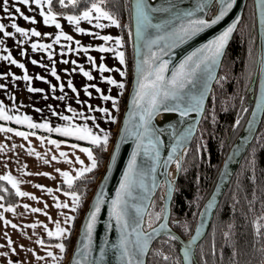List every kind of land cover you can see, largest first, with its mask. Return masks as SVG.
<instances>
[{
  "label": "snow or ice",
  "instance_id": "6c2138e0",
  "mask_svg": "<svg viewBox=\"0 0 264 264\" xmlns=\"http://www.w3.org/2000/svg\"><path fill=\"white\" fill-rule=\"evenodd\" d=\"M106 0H90V3L85 0L84 6L80 7L81 0H58L59 5L65 6L71 5L73 9L79 8V11L73 12H56L53 9L52 0H0V45H4V38L13 37L19 34L21 37L18 40L19 44H24L30 35L36 37H49V41L43 39L31 40V48L33 50H43L47 53L49 60L52 62L51 74L60 80L55 67V61L52 60L56 54L53 50L54 45H59V53L61 54V60H64L63 54L65 52H80L89 53L90 49H96L100 52L113 53L118 58L120 65H126L125 52L122 50L124 46V38L122 35H112L110 33H102L98 30L85 28L80 26V21H88L90 24L95 25V29H104L108 25H114L116 27H122L120 20L112 14L109 10L103 6ZM237 0H198L197 4L192 9H181L173 3H167L164 5L163 11L168 13L166 19L158 20L154 22L155 17L153 12L157 11L153 9L148 3V0H134V19H135V49L137 58L135 61L136 80L134 82V90L131 95L130 103L132 109L129 113L130 116L136 117L135 126L129 128V120H124V127L120 131V141L116 142L115 150L110 154L111 160L114 162L117 152L120 148V143L125 136H128L134 140L135 147L131 151V154L127 160L126 166L123 169V174L119 180V186L115 189V195L110 200L107 199L108 193L105 191L104 183L101 182L98 190L95 193V198L90 204L84 223L80 228V239L77 241V247L75 248L74 255L71 257V264H106V254L111 251L113 256L116 257L119 264H144L139 258L144 252L148 250V244L150 240V233L159 234L161 230L168 229V217L169 209L166 204L160 206V211L154 212L149 216V229L150 232H144L142 230L143 225V207L139 203H133L132 198L138 189H142L144 192H150L155 190L158 185L156 181V170L158 164L161 167L167 169V165L172 162L177 148H184L187 152V148L184 144L189 140L192 134L196 131V124H188L185 130L179 135L175 136V143L171 144V151L168 152L167 159L161 164V138L159 130L153 126V118L160 111H178L181 116H188L189 112L203 113L205 107V96L209 94V83L216 75L215 68L223 57L226 47L230 42L234 31L238 27V22L242 21L241 15H236L230 23L222 28L217 34L213 35L210 39L199 44L198 47L193 48L182 59L175 63L170 68V60L168 56L175 55L172 49H175L179 44H183L185 41L191 39L197 33L204 31V29L210 26L216 25L219 21H222L233 10ZM21 5L31 6L36 5V9L33 11L39 12L42 17L44 25L54 26L56 31L49 32L39 31L36 27H24L18 23L17 17L23 18L28 22H35L36 16L26 14L22 10ZM47 5V8H45ZM255 10L259 16V23L261 25V31L264 32V0H254ZM14 9V11H13ZM215 9V12L206 17L205 14H199L198 12H206L207 10ZM4 17L8 18L7 23L4 22ZM57 17H66L71 26H74V30L77 33L89 34L93 37L100 38L103 43L98 44H83L80 40L76 39L69 34L62 27L61 19ZM107 20L108 24L102 22V19ZM9 27L14 30H9ZM123 27H127L124 25ZM131 31L129 36H131ZM63 41V42H62ZM74 45V46H72ZM7 48L6 45H4ZM143 49V51H141ZM0 59L8 61L13 65L19 66L24 69L22 79L25 81H31L33 77L28 74L25 65L18 59L13 57L11 51H7V54L0 52ZM87 59L91 62L92 68L97 69L101 74L107 70L112 71L115 69L119 72L121 77L127 76L125 68H109L107 64L103 62L96 63V57L88 54ZM33 63H40V61L33 60ZM71 63L77 65L80 62L72 59ZM261 77L259 83V89L253 97L254 106L251 108V118L247 120V130L251 134L256 133L257 120L264 122V60H262ZM47 67V65H44ZM78 70L85 77L92 78V73L86 70L82 65L77 68H73L72 71ZM68 72L69 69H64ZM170 73V74H169ZM11 74L13 80L19 79L15 73H8L0 71V77L7 79ZM37 77L41 80H45L46 77L37 74ZM100 79L107 82L110 85L116 86L121 94L125 89V80L116 79L112 75H101ZM30 91L43 92L44 89H37L30 83L27 85ZM53 91H55L57 85H51ZM58 87L63 91L65 88L64 83H60ZM67 87L72 89L79 98V92L76 86L69 78ZM89 87L96 89V94L103 101H111V108L107 106L91 105L88 101H81L87 105V109L73 108L70 104L66 105L67 113L61 111L57 112L52 110V115L56 116L61 122L53 124L48 119H41L39 122L33 119L30 114L20 113L17 110V105L13 103L11 108L0 100V120L9 123H0V132L14 133L18 137H22L27 141L28 152L34 154L37 158H43L42 154L33 148L32 141L29 136H38V139L42 143L55 146L56 152H52L51 148H47V153H50V159H45V163H52L53 161L63 160L70 166L79 164V167H74L75 176H73L68 170L54 167V171L59 173L63 177L62 182H58L56 188L48 187L43 183L35 185L42 191L47 192L52 196L55 208L58 210V218L53 221L51 214L47 211L49 205L45 201L44 207H32L29 204H24V208L32 213H43L48 217L49 221L55 224L54 228H49L48 224L41 220H36L30 225L35 229L37 224L43 225V229L49 238L46 241L43 237L37 236L35 243L43 247L44 255L49 257L47 264H60L61 258L65 255L67 250V244L65 239L70 237L74 230V221L76 219L75 213L79 211L83 204L82 197L84 193L72 190L73 182L77 178L83 177L85 174L98 168L100 157L94 151V148H99L101 151H106L110 143V137L112 132L101 126L99 121L101 119L115 122L117 116L111 114V110L119 111V96L112 95L110 92L105 93L103 89L97 84L83 86L84 91L88 97H91L93 93L89 91ZM0 88H7V84L0 83ZM12 99L15 100V95L12 94ZM61 100H65L66 97L61 95ZM243 105V97H241ZM169 105L171 107H169ZM35 107V106H34ZM39 110V109H38ZM249 111L248 107H243L241 111L237 113L235 122L232 124L233 128L240 125L241 114ZM102 113L103 116H97L95 113ZM212 118L215 120V113L213 110ZM80 121V122H77ZM91 121V124L89 123ZM15 122L16 127H10V123ZM26 126L28 130H22V127ZM45 130L47 135H40L37 130ZM264 133V129H261ZM53 134H59L62 138H54ZM249 137V138H250ZM256 139L260 140L261 136L256 135ZM61 145L67 146V149L61 148ZM24 145H21L23 147ZM16 147L15 144L12 145ZM203 146L198 144L199 150ZM5 149V145L0 143V150ZM71 152L74 159L68 155ZM84 153L87 156V163L81 157L80 153ZM147 157L146 160H140V156ZM250 164L253 167L252 179H255V156L254 153L250 159ZM181 164L177 161V168L179 169ZM107 171H111V164L107 166ZM41 173H37L39 175ZM44 176L51 177L52 173L44 172ZM151 176V188L148 186L147 178ZM3 181L8 182L15 193L20 197H30L36 201H40L41 197L36 196L32 192L23 191L18 185L20 181L12 175L10 172H6L0 177ZM107 179V176L104 177ZM199 179V177H197ZM68 185L64 188L62 185ZM165 194L161 199L167 200L172 191L173 185L171 181L167 179L164 181ZM4 191H8L3 185H0ZM56 192H63L65 199L61 200L59 196L55 195ZM215 193L212 194L213 199H209L206 210L211 209L215 203ZM70 198V200L68 199ZM4 197L0 196V200ZM143 199V197H141ZM264 206V200L261 201ZM107 204L109 220L106 223V230L111 229L114 226L118 230V237L115 242H112L109 238H105L99 245L98 255H93L94 252V230L97 226L99 214L101 212L102 205ZM4 204H0V208H4ZM8 210L15 213V206L11 203L6 205ZM69 209V211H64ZM132 209H135V215L132 213ZM63 217V221L59 219ZM153 217L155 218L153 220ZM0 218L4 219L5 225H12L13 228H19L20 225L13 223L4 217V212L0 211ZM158 221L155 228L151 227V223ZM203 223V220L201 221ZM254 234L256 236H262L261 229L264 228V212L260 216H257L253 220ZM185 230H188L187 224L184 225ZM231 227V226H230ZM201 228L197 225L195 232L187 242H185L181 251L184 256L185 264H191L192 252L190 245L193 241L197 240L200 235ZM25 236L28 233H23ZM171 240H177L175 234L166 232ZM226 238L231 237L230 232H225ZM6 245L3 247L8 248L12 253L16 252V247L13 246L14 241L4 233ZM51 238H56L55 243ZM47 247H44L45 244ZM21 248L25 251L32 252L37 261H43L44 255H40L35 248L28 249L25 245L21 244ZM58 249L54 252L52 249ZM261 251H264V245L261 247ZM212 252L215 253L214 244L212 246ZM4 257L9 256V252L5 251L0 253ZM232 255H236V249L233 246ZM3 264V262H0ZM6 264H21L19 260L8 259ZM204 264H207L205 260Z\"/></svg>",
  "mask_w": 264,
  "mask_h": 264
},
{
  "label": "trees",
  "instance_id": "16d2710c",
  "mask_svg": "<svg viewBox=\"0 0 264 264\" xmlns=\"http://www.w3.org/2000/svg\"><path fill=\"white\" fill-rule=\"evenodd\" d=\"M87 2L90 3V0ZM84 3L85 0H81L80 7H83ZM52 5L58 13L79 11V8L73 9L68 4L59 5L58 0H52ZM103 6L120 20L122 25L119 27L120 35L125 41L123 47L127 76L125 89L119 99V111L116 114L118 128L127 105L134 72L133 35L129 36V32L132 33L133 24L131 2L129 0H106ZM247 7L238 32L226 52L219 78L213 86L206 113L196 137L187 152L183 154V163L171 204V226L184 238H188L192 234L204 203L216 183L225 156L243 129L254 103L253 89L256 85L253 86V81L260 56V42L253 0L249 1ZM124 25L127 27H123ZM241 97H243V105ZM242 106L248 107L249 111L241 114L240 125L233 128L232 124ZM213 110L215 120L212 118ZM118 129L112 132L106 151L94 148L100 157L98 168L73 182L72 190L84 193L83 204L76 212L74 230L71 236L65 240L67 250L61 264H67L71 257L78 229L108 164ZM261 129H264V122L261 123L257 131L261 139L257 140L255 137L251 143L245 158L237 168L238 170L219 203L211 229L195 249L197 264H204L205 260L207 264H264V251H261V247L264 245V235L256 236L252 223L257 216L264 212V206L261 203L264 200V133L261 132ZM198 144L203 146L199 150L197 149ZM253 153L255 156V179H252L253 167L250 164ZM0 185L8 189V191H4L3 188H0L4 202L7 204L17 203L18 196L15 191L7 183L0 181ZM63 187L67 188L68 186ZM161 197L159 191L151 205L149 216L160 211V206L163 204ZM185 224L188 227L187 231L184 227ZM261 231L264 233V228ZM225 232L231 233L230 239L224 236ZM213 244L215 253L212 252ZM233 246L236 249L235 256L232 255ZM149 253L147 264H184L180 254V244L177 240H171L170 236L158 238Z\"/></svg>",
  "mask_w": 264,
  "mask_h": 264
},
{
  "label": "crops",
  "instance_id": "0c3cea01",
  "mask_svg": "<svg viewBox=\"0 0 264 264\" xmlns=\"http://www.w3.org/2000/svg\"><path fill=\"white\" fill-rule=\"evenodd\" d=\"M22 10L29 15H35L36 21L27 23L26 20L23 18L17 17L18 23L24 27H36L39 31H49L55 32L56 29L54 26L51 25H44L42 21V17L39 15L38 10L33 11L32 9H36V5L24 6L21 5ZM47 8V5H45ZM14 11V10H13ZM61 19L62 27L69 32L70 35L75 37L76 39L80 40L83 44H98L103 43L100 38L93 37L89 34H82L77 33L74 30V26L70 25V22L67 21L66 17H57ZM8 18L4 17V22L7 23ZM102 22L108 24L106 18L102 19ZM80 26L85 28H90L93 30L101 31L102 33H110L112 35H120L119 27L114 25H108L104 29H95L94 24H90L88 21H80ZM9 30H12L9 27ZM14 31V30H12ZM2 35V34H0ZM19 34L13 37H6L4 38V45H0V52H4L7 54V51H11L13 57L15 59L20 60L24 65L29 75L33 77L31 81H25L22 79L24 74V69H21L17 65H13L8 61L0 59V71L8 72V73H15L19 79L13 80L11 74L8 75L7 79L4 77H0V83L7 84V88H0V100H3L6 105L11 108V105L15 103L17 105V110L20 113H27L30 114L33 119L36 121H40L41 119H48L53 124L61 122L56 116L52 115V110L55 109L57 112H65L67 113L66 105L70 104L73 108L80 109L85 108L87 109V105L81 103V101H88L91 105L96 106H107L111 108V101H103L99 98L96 94V89L89 87V91L93 93L91 97H88L84 91L83 86L85 84L92 85L97 84L101 89L104 90L105 93L110 92L112 95H117L119 98L121 97L120 90L114 86L110 85L107 82L100 79V76L103 75H112L116 79H124L126 77H121L119 72L113 69L112 71L105 70L102 74L97 70L92 68L91 62L87 59V55L90 54L96 57V63L99 64L101 62V57H103V62L112 68H125L126 65H120L118 58L114 56L113 53L110 52H100L96 49H90L89 53H84L82 50L80 52H65L63 54L64 60L68 62L65 63L61 60V54L59 53V45H54L53 50L55 51V55L53 56L52 60L55 61V67L57 69V74L60 77V80H57L51 74V66L52 62L49 60L47 53L43 50H33L31 48V40L34 39H43L44 41H49V37H36L34 35H30L28 39L25 41L24 44H19L18 40ZM63 42V41H62ZM74 46V45H72ZM124 51V47L122 49ZM75 59L80 63L77 65H73L71 60ZM33 60L40 61V63H33ZM44 65H47L45 67ZM82 65L86 70L92 73V78L89 79L85 77L81 72L78 70L72 71L73 68H79ZM64 69H69L68 72H65ZM127 71V70H126ZM37 74L40 76L46 77L45 80H41L37 77ZM69 78L72 80V83L76 86L79 92V98L77 99V94L72 91V89L67 87V82ZM31 84L33 87L37 89H44L43 92L40 91H30L27 87L28 84ZM60 83L65 84V88L63 91L58 87ZM57 85L55 91H53L51 85ZM126 84V81H125ZM12 94L15 95V100L12 99ZM61 95L66 97L65 100L59 99ZM35 106V107H34ZM39 109V110H38ZM97 116L102 117L103 114L96 112ZM111 114L116 115V110H111ZM80 122V121H77ZM0 123H9L3 120H0ZM91 124V121H89ZM102 127L109 129L111 132H115L117 128V120L115 122L107 121L101 119L99 121ZM10 127H16L18 125L15 122H11ZM22 130H28L26 126H20ZM40 135H47L45 130H37ZM54 138H62L59 134H53ZM29 139L32 141V147L35 148L36 151L42 154L43 158H37L34 154L28 152L27 141H25L22 137L16 136L14 133H4L0 132V143L5 145V149L0 150V177L3 176L4 173L10 172L12 175L17 177L20 181L19 187L23 191L32 192L36 196H40L41 200L36 201L30 197H20L18 196V202L14 203L15 206V213L13 211L8 210L6 205L7 203L3 200H0V204H4V208H0V211L4 212V217L8 220L13 221V223L20 225L19 228H13L12 225H5L4 219L0 218V253L5 251L9 252L8 257H4L0 255V262L6 264L8 259L12 260H19L21 264H47L49 261V257L44 255L43 247L36 244L35 240L37 236L43 237L46 241H48V237L46 232L43 229V225L37 224L35 229L31 228L30 225L34 223L36 220L44 221L48 224L49 228H54L55 224L52 221L48 220V217L45 216L43 213H32L24 208V204H29L32 207H44L45 201L48 203L49 207L47 211L51 214L53 221L58 218V210L55 208L52 196L45 191H42L40 188L36 187L35 185L39 183H43L48 187L56 188L58 182L63 181V177L59 175V173L54 171V167H58L61 169L68 170L73 176H75L74 167H79L80 165L77 163L75 166H70L67 162L63 160L53 161L52 163H45V159H50V153H47V148H51L52 152H56L58 155L59 153L56 151L55 146L47 145L46 143H42L38 136H29ZM15 144L16 147L13 148L12 145ZM21 145H24L21 147ZM61 148L67 149V146L61 145ZM70 157H73L71 152H68ZM81 157L87 163V156L84 153H80ZM49 172L52 173L51 177L44 176L42 173ZM37 173H41L37 175ZM5 184L8 182L3 181ZM75 181V180H74ZM10 187L11 185L8 184ZM62 186H68L63 184ZM12 188V187H11ZM15 191V189L12 188ZM55 195L59 196L61 200L65 199L63 192H56ZM0 196L1 193H0ZM70 200V198H68ZM64 211H69V209H64ZM76 215V213H75ZM61 221H63V217H59ZM75 223V222H74ZM27 232L28 235L25 236L23 233ZM4 233L14 241L13 246L16 247V252L12 253L8 248L3 247L6 245V240L4 237ZM68 238V237H67ZM66 238V239H67ZM52 242L55 243L56 238H51ZM65 239V240H66ZM25 245L26 248L31 249L35 248L36 251L40 255H44L43 261H37L33 256L32 252L25 251L24 248H21L20 245ZM48 244L46 243L44 247H47ZM54 252H57L58 249L53 248ZM66 255V253H65ZM64 255V256H65ZM62 257L60 260V264L65 257Z\"/></svg>",
  "mask_w": 264,
  "mask_h": 264
},
{
  "label": "water",
  "instance_id": "95a60500",
  "mask_svg": "<svg viewBox=\"0 0 264 264\" xmlns=\"http://www.w3.org/2000/svg\"><path fill=\"white\" fill-rule=\"evenodd\" d=\"M131 2V12H132V35H133V46H134V53H133V58H134V65H133V76H132V85L130 87L129 90V96L126 102V108L124 110L123 113V117L122 120L119 124V129H118V133L116 136V141L111 149V151L113 152L115 150V145L117 141H120L121 137H120V129L124 127V120L127 118L129 120V128H133L135 126V122H136V117L135 116H130L129 113L132 109V105L130 103L131 100V95L133 93L134 90V82L136 80V70H135V61L137 58V53H136V49H135V44H136V39H135V19H134V0H129ZM250 0H237L236 5H234V8L232 11H230V13L222 20L219 21L216 25L210 26L209 28L204 29V31L197 33L195 36H193L191 39L185 41L183 44H179L175 49H172V52L175 53V55L173 56H168L167 58L170 60V68L172 66H174L175 63H178V61L180 59L183 58L184 55H186L189 51H191L193 48L198 47L199 44L205 42L206 40L210 39L213 35L217 34L220 30H222L223 27H225L228 23H230L232 21V19L236 16V15H241L242 16V21H243V17L244 14L247 10V5L249 3ZM198 0H178L176 2H174V4L181 9H192L195 7V5L197 4ZM148 3L152 6L153 9H156L157 11H154L152 14L155 17L154 22H157L158 20L161 19H166L168 17V13L163 11L162 9L164 8L165 4H161L159 6H154L151 3V0H148ZM254 3V0H253ZM255 7V6H254ZM215 12V9H211V10H207L206 12H198L196 13L197 15L199 14H205L206 17H210L213 13ZM255 14H256V18H257V30H258V35H259V42H260V48H259V52H260V56L258 59V67H257V71L255 73V78L253 81V86L256 87L253 89L254 95L255 93L258 91L259 89V83H260V77H261V67H262V60H264V32L261 31V25L259 23V16L258 13L255 10ZM238 22V27L237 29L234 31L233 36L230 39L229 44L226 47V51L223 54L222 59L220 60V62L218 63V65L215 68V77L212 81H210L209 83V94L205 96V107H204V111L203 113H197V112H189L188 116L193 115V118H191L190 120H188L185 123H180L176 130L174 132H171V135L168 137L166 132L163 134L160 131V127L158 126V122H157V117L159 115V113H173V114H179L180 113L178 111H160L158 112L154 118H153V126L155 128H157L159 130V134H160V138H161V164L163 163V161L165 159H167V155L168 152L171 151V144L175 143V138L173 133H175V136H179L187 127L188 124L191 123H195L196 124V131L192 134L191 138L189 140H187L184 144V147H186L188 149V147L192 144V142L194 141L196 134L199 130V126L200 123L205 115V110L207 108V105L209 103V98L212 94L213 91V86L215 85V83L218 80V76L221 70V65L223 63V60L226 56V52L230 47V44L232 43L231 41L233 40L234 36L236 35V33L238 32V28L241 24V22ZM143 51V49L141 50ZM170 74V73H169ZM254 106V103L252 105V107ZM169 107H171L169 105ZM181 116V115H180ZM183 118H187V116H181ZM251 118V112L247 118V120ZM247 120L245 121V125L243 127V129L241 130V132L239 133V136L234 140V143L231 145L232 147L230 148V150L228 151L227 155L225 156V160L223 162V165L221 166V170L219 172V175L216 179V183L213 186V189L211 191L210 196L207 198V200L204 203V206L202 208L201 213L199 214V218L196 222V225L194 227V230L192 232V234L190 235V237L188 238H184L181 234H179L172 226H171V213H172V201L174 198V191L177 185V179L180 173V169L182 167V163H183V154H184V148H177L175 156L172 160L171 163H169L167 165V169L165 170L164 167H161L159 164L157 166V170H156V181H157V185L158 187L155 190H152L150 192H144L142 189H138L137 193L130 198L132 200L133 203H139L142 205L144 211H143V225H142V230L144 232H150L149 227L147 226V221H148V215L149 212L151 210V205L154 201V199L156 198V194L160 191H162V189H164V193L163 196L165 194V184L164 181L167 179L168 181L172 182L173 185V191L170 195V197L167 200H162L163 204H166L168 206L169 209V217H168V229L167 230H161V232L159 234H152L150 233V240H149V244H148V250L146 252H144L141 256H139V258L144 262V264H147V260L149 257V252L152 249L153 245L157 242L158 238L160 237H164V236H169L168 234H166V232H171L173 234H175V236L178 238L177 241L180 244V254L182 256V263L185 264V261L183 259V252L181 251L182 247L184 246L185 242H187L193 235H196L195 229L197 227V225L200 226L201 231H200V235L197 238V240L193 241V243L190 245V249L192 252V258H191V264H197L196 260H195V249L196 247L204 240V237L208 234L209 230L211 229V225L213 223L214 220V214L216 213L218 207H219V203L221 202L223 196L225 195V191L228 188V186L231 183V179L233 178V176L235 175V172L238 170L237 168L239 167V165L241 164L242 160L245 158L244 156L246 155V152L248 151V149L251 146V143L253 142V140L255 139L256 135H257V131L261 125V120H257V124H256V133L255 134H251L250 137V133L247 130ZM250 137V138H249ZM135 147L134 144V140L128 136H125V138L123 139V141L120 143V148L119 151L117 152L116 155V159L113 162L111 160V158L109 157L108 159V164H111V171H107V166L104 170V172L102 173V177L100 178L99 182H98V187L96 189V191L99 188V185L101 184V182L104 183V187H105V191L106 193H108L107 199L110 200L112 196L115 195V189L119 186V180L120 177L123 174V169L126 166L127 160L131 154V151L133 150V148ZM111 152V153H112ZM140 160H146L147 157L144 156H140L139 157ZM177 161L180 162L181 167L178 169L177 168V173L175 176H172L171 173V169L173 167V165L177 164ZM107 176V179H104V177ZM147 182H148V186L149 188H151V182H152V178L151 176H149L147 178ZM95 191V193H96ZM95 193L92 196V199L89 203V205L87 206V209L89 208L90 204L92 203V201L95 198ZM215 193V203L213 205V207L211 209H207L206 210V205L209 201V199H213L212 194ZM141 197H143V199H141ZM133 215H135V209L131 210ZM87 212V211H86ZM86 218V213L82 219V223L81 225L84 223V220ZM109 220V216H108V206L107 204L102 205L101 207V212L99 214L98 217V221H97V226L96 229L94 230V236H93V247H94V252L93 255H98L99 253V245L100 243L103 242V240L107 237L109 238L112 242H115L117 237H118V230L115 228L114 226V221H113V227L111 229H107L106 230V223ZM203 220V223H201V221ZM158 223V222H157ZM81 225L78 229V235L75 241V247L72 251V254L70 255L71 257L74 255L75 252V248L77 247V241L80 239V228ZM152 228L156 227V224L151 226ZM71 257L68 261L67 264H71ZM105 262L106 264H119L118 260L116 259L115 256H113L112 252L109 251L106 254L105 257Z\"/></svg>",
  "mask_w": 264,
  "mask_h": 264
},
{
  "label": "bare ground",
  "instance_id": "6f19581e",
  "mask_svg": "<svg viewBox=\"0 0 264 264\" xmlns=\"http://www.w3.org/2000/svg\"><path fill=\"white\" fill-rule=\"evenodd\" d=\"M178 0H151V3L154 6H159L161 4H167V3H173ZM193 118V115L187 116V118L181 117L179 114H173V113H159L157 117L158 126L160 127L161 133L167 134L169 137L171 135V132H174L177 128V126L180 123H185L188 120Z\"/></svg>",
  "mask_w": 264,
  "mask_h": 264
},
{
  "label": "rangeland",
  "instance_id": "374dc122",
  "mask_svg": "<svg viewBox=\"0 0 264 264\" xmlns=\"http://www.w3.org/2000/svg\"><path fill=\"white\" fill-rule=\"evenodd\" d=\"M11 2H13V0H10V3H11ZM13 10H14V9H13ZM26 22L29 23L28 21H26ZM171 171H172L171 175H172V176H175L176 173H177V164L173 165ZM163 193H164V189H162V191L160 192V195L163 196ZM148 216H149V215H148ZM148 225H149V219H148V221H147V226H148ZM152 225H154V222L151 223V226H152ZM148 227H149V226H148Z\"/></svg>",
  "mask_w": 264,
  "mask_h": 264
}]
</instances>
